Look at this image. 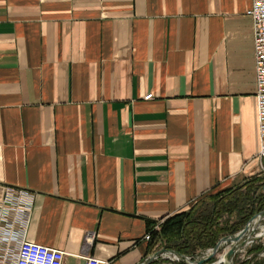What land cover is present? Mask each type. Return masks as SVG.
<instances>
[{"label":"crops","instance_id":"0c3cea01","mask_svg":"<svg viewBox=\"0 0 264 264\" xmlns=\"http://www.w3.org/2000/svg\"><path fill=\"white\" fill-rule=\"evenodd\" d=\"M251 6L0 0V202L19 239L150 264L168 218L264 176Z\"/></svg>","mask_w":264,"mask_h":264},{"label":"trees","instance_id":"16d2710c","mask_svg":"<svg viewBox=\"0 0 264 264\" xmlns=\"http://www.w3.org/2000/svg\"><path fill=\"white\" fill-rule=\"evenodd\" d=\"M243 190H247L246 194L249 195L241 197ZM203 205L205 208L197 211L198 207ZM262 210H264V176L254 178L237 188L210 194L189 210L171 216L164 222L160 231L153 232L152 241L161 242L164 248L175 251L181 256L195 257L199 249L215 247L222 236L241 230L253 215ZM224 220L225 224L222 225L221 222ZM154 245L155 242L150 251H153ZM253 250H264V247L259 245ZM164 263L160 256L150 264ZM169 264L188 263L181 260Z\"/></svg>","mask_w":264,"mask_h":264},{"label":"built area","instance_id":"2783aa9c","mask_svg":"<svg viewBox=\"0 0 264 264\" xmlns=\"http://www.w3.org/2000/svg\"><path fill=\"white\" fill-rule=\"evenodd\" d=\"M247 15L253 21L254 47L256 73L258 80L257 100H258V119L261 137L260 157L264 158V0H252V6ZM12 187L7 188L8 193H13ZM15 206V205H14ZM12 200L0 202V227L6 225V230L1 237L0 264H65L66 252L47 246L19 239L20 232L16 229L17 215L10 217L13 210ZM17 210L19 208L15 206ZM14 208V209H16ZM22 210V209H20ZM159 229L156 227L154 230ZM152 232L146 236V240H151ZM171 261L185 260L188 264H194L200 260L191 256H180L174 252H167L162 255ZM85 264H103L94 257H88Z\"/></svg>","mask_w":264,"mask_h":264},{"label":"rangeland","instance_id":"374dc122","mask_svg":"<svg viewBox=\"0 0 264 264\" xmlns=\"http://www.w3.org/2000/svg\"><path fill=\"white\" fill-rule=\"evenodd\" d=\"M258 192L259 191H256V193ZM246 193H247V190L246 191L243 190V195L241 193H238V194H241V197L243 196L245 197L249 195ZM238 194H236V196ZM204 208H205L204 205L199 206L197 211H200ZM259 213H256L255 215ZM255 215H253L252 218ZM250 220L247 222V224L250 222ZM221 224L222 225L225 224V220L222 221ZM247 224L241 230H239L238 232L234 234H226L222 236L219 239V241L223 239L224 237L235 236L239 234L242 230L245 229ZM259 245L264 247V218L254 219L250 224L249 230L244 234V236L242 237L240 241L224 243L220 247V249L212 256V258L208 260L205 264H264V250H253L254 247L259 246ZM215 247H210L207 249H199L195 253V258L202 260L204 258L211 256L214 253ZM232 248H236V252L233 254L232 259L229 260L227 255ZM223 259L225 260L224 262L222 261ZM163 260L165 262L164 264H169L170 262H173V263L180 262V261H171V260L164 259V258Z\"/></svg>","mask_w":264,"mask_h":264},{"label":"water","instance_id":"95a60500","mask_svg":"<svg viewBox=\"0 0 264 264\" xmlns=\"http://www.w3.org/2000/svg\"><path fill=\"white\" fill-rule=\"evenodd\" d=\"M257 218H259V219H263L264 218V211H262V212H260L259 214H257V215H255L251 220H250V222L247 224V226L245 227V229L244 230H242L239 234H237V235H235V236H228V237H224L223 239H221L219 242H218V244L216 245V247L214 248V253L211 255V256H209V257H207V258H204V259H202V260H200V261H196L194 264H205L208 260H210L211 258H212V256L220 249V247L224 244V243H227V242H238V241H240L241 239H242V237L244 236V234L249 230V227H250V224H251V222L254 220V219H257ZM167 252H174V253H176V254H178L177 252H175V251H171V250H168V249H162V250H159V251H157V252H155L153 255H152V257H151V259H150V263L154 260V259H156V258H158V257H160V256H162L163 254H165V253H167ZM236 252V248H232L231 250H230V252L228 253V259L229 260H231L232 259V256H233V254Z\"/></svg>","mask_w":264,"mask_h":264},{"label":"bare ground","instance_id":"6f19581e","mask_svg":"<svg viewBox=\"0 0 264 264\" xmlns=\"http://www.w3.org/2000/svg\"><path fill=\"white\" fill-rule=\"evenodd\" d=\"M222 261L224 262L225 260L223 259Z\"/></svg>","mask_w":264,"mask_h":264}]
</instances>
